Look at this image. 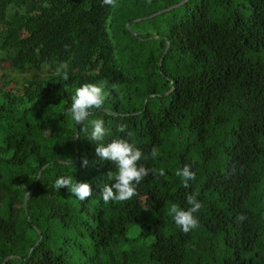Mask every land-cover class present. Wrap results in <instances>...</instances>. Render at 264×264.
<instances>
[{
    "label": "trees",
    "instance_id": "trees-1",
    "mask_svg": "<svg viewBox=\"0 0 264 264\" xmlns=\"http://www.w3.org/2000/svg\"><path fill=\"white\" fill-rule=\"evenodd\" d=\"M180 1L0 0V264H264V0L148 17ZM86 82L105 84L106 140L131 133L156 170L130 200L102 199L115 167L67 111ZM191 193L185 233L169 209Z\"/></svg>",
    "mask_w": 264,
    "mask_h": 264
},
{
    "label": "clouds",
    "instance_id": "clouds-1",
    "mask_svg": "<svg viewBox=\"0 0 264 264\" xmlns=\"http://www.w3.org/2000/svg\"><path fill=\"white\" fill-rule=\"evenodd\" d=\"M104 3L112 4L114 0H104ZM105 102V84L86 82L76 89L67 111L74 122L83 126L84 132L87 133L85 137L95 142V152L99 161L110 162L115 167L114 173H108L110 182L102 187V199L104 201H126L136 194L141 181L150 173L155 174L156 170L144 163L148 156L136 141L131 139V133L126 136L117 135L106 140V136L110 135V130L106 127L105 120L103 118L90 119L94 110L100 108ZM124 127L120 125L121 129ZM159 155L160 150L153 147L150 153L151 158L155 160ZM83 163L87 166V159ZM158 174L164 176L166 169L160 168ZM175 175L182 177L184 186L188 187L189 181L195 179L196 173L192 170L191 164L185 162L183 167L176 169ZM53 186L56 189L67 186L70 192L81 201L91 197L93 193L91 181L78 180L72 174L59 175ZM200 208L201 201L198 199V194L191 193L187 196L186 207L173 203L169 211L175 224L186 233L198 226L197 214Z\"/></svg>",
    "mask_w": 264,
    "mask_h": 264
},
{
    "label": "water",
    "instance_id": "water-1",
    "mask_svg": "<svg viewBox=\"0 0 264 264\" xmlns=\"http://www.w3.org/2000/svg\"><path fill=\"white\" fill-rule=\"evenodd\" d=\"M185 1H186V0H182V1L178 2V3H176V4L173 5V6H170V7H168L167 9H164V10H160L159 12H156V13H154V14L148 16V17H152V16H154V15L160 13V12H163V11H166V10H169V9H172V8H174V7H177V6L181 5L182 3H184ZM137 20H140V18L137 19ZM168 48H169V45L167 46V49H166L165 53L168 51ZM25 206H26V208H27V195H26V197H25ZM10 257H11V256H9V257H7V258L5 259L4 264H6L7 260H8Z\"/></svg>",
    "mask_w": 264,
    "mask_h": 264
},
{
    "label": "rangeland",
    "instance_id": "rangeland-1",
    "mask_svg": "<svg viewBox=\"0 0 264 264\" xmlns=\"http://www.w3.org/2000/svg\"><path fill=\"white\" fill-rule=\"evenodd\" d=\"M6 197H7V193H2V194L0 195V199H1V200H5ZM128 234H130V232H128Z\"/></svg>",
    "mask_w": 264,
    "mask_h": 264
}]
</instances>
